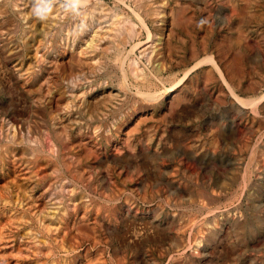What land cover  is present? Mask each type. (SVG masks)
Instances as JSON below:
<instances>
[{
    "label": "rangeland",
    "instance_id": "rangeland-1",
    "mask_svg": "<svg viewBox=\"0 0 264 264\" xmlns=\"http://www.w3.org/2000/svg\"><path fill=\"white\" fill-rule=\"evenodd\" d=\"M72 1L0 0V264H264V0Z\"/></svg>",
    "mask_w": 264,
    "mask_h": 264
},
{
    "label": "bare ground",
    "instance_id": "bare-ground-1",
    "mask_svg": "<svg viewBox=\"0 0 264 264\" xmlns=\"http://www.w3.org/2000/svg\"><path fill=\"white\" fill-rule=\"evenodd\" d=\"M74 1V0H73ZM72 1V2H73ZM77 1V0H76ZM75 1V2H76ZM80 1V0H79ZM91 1V0H90ZM121 1V0H120ZM123 1V0H122ZM79 3V2H78ZM122 3V2H121ZM125 3H127V2H125ZM63 4V3H62ZM84 4V3H83ZM86 4V3H85ZM127 5V4H126ZM79 6V5H78ZM80 6H82V5H80ZM86 7V6H85ZM131 7V6H130ZM167 7V6H166ZM128 8V7H127ZM96 9V8H95ZM131 9H132V7H131ZM97 10H98V8H97ZM100 10V9H99ZM138 10V9H137ZM31 11V10H30ZM70 11V10H69ZM131 11V10H130ZM123 12H125V11H123ZM185 12H187V11H185ZM184 12V13H185ZM77 13V12H76ZM75 13V14H76ZM138 13V12H137ZM88 14V13H87ZM91 14V13H90ZM135 14V13H134ZM16 15V14H15ZM230 15V14H229ZM244 15V14H243ZM3 16V15H2ZM47 16V15H46ZM48 16H50V15H48ZM53 17H55L54 15H52ZM75 16V15H74ZM84 16V15H83ZM135 16H137V15H135ZM139 16V15H138ZM140 17V16H139ZM139 17H138V19H139ZM244 17V16H243ZM44 18V17H43ZM84 18V17H83ZM77 19V18H76ZM82 19V18H81ZM87 19V18H86ZM140 19H142V17L140 18ZM139 19V20H140ZM258 19V18H257ZM47 20V19H46ZM143 20V19H142ZM142 20H140V22L142 21ZM235 20V19H234ZM148 21V20H147ZM192 21V20H191ZM243 21V20H242ZM44 22V21H43ZM47 22V21H46ZM78 22V21H77ZM88 22V21H87ZM133 22V21H132ZM143 22V21H142ZM229 22V21H228ZM238 23V22H237ZM44 24V23H43ZM82 24V23H81ZM227 24V23H226ZM30 25V24H29ZM38 25V24H37ZM139 25H140V23H139ZM142 25H145L144 23H142ZM176 25V24H175ZM185 25V24H184ZM224 26V25H223ZM188 27V26H187ZM142 28V27H141ZM143 29V28H142ZM149 29V28H148ZM227 29V28H226ZM256 29V28H255ZM146 30H147V28H146ZM145 30V31H146ZM248 30H250V29H248ZM65 31V30H64ZM92 31V30H91ZM144 31V30H143ZM225 31V30H224ZM3 32V31H2ZM1 32V33H2ZM149 32V31H148ZM231 32V31H230ZM85 33V32H84ZM144 33V32H143ZM252 33V32H251ZM5 34V33H4ZM145 34V33H144ZM150 34V33H149ZM155 35V34H154ZM147 36V34H145V38H147L146 37ZM87 37V36H86ZM69 38V37H68ZM101 38V37H100ZM141 38V37H140ZM141 40V39H140ZM171 40V39H170ZM196 40V39H195ZM194 40V41H195ZM20 41H21V39H20ZM36 41V40H35ZM70 41V40H69ZM74 41V40H73ZM75 41H76V39H75ZM138 41V40H137ZM142 41H144V40H142ZM48 42V41H47ZM79 42V41H78ZM93 42V41H92ZM152 42V41H151ZM33 43V42H32ZM75 43H77V42H75ZM139 42H137V44H138ZM234 44V43H233ZM98 46V45H97ZM127 46V45H126ZM137 46V45H136ZM239 46H241V45H239ZM32 47V46H31ZM39 47V46H38ZM37 47V48H38ZM96 47V46H95ZM222 47V46H221ZM245 47V46H244ZM30 48V47H29ZM102 48V47H101ZM101 48H100V50H101ZM128 48H129V46H128ZM225 48H226V46H225ZM95 49V48H94ZM31 50H32V48H31ZM86 50V49H85ZM89 50V49H88ZM197 50V49H196ZM102 51V50H101ZM136 51V50H135ZM144 51V50H143ZM198 51V50H197ZM8 52V51H7ZM126 52V51H125ZM145 52V51H144ZM43 53V52H42ZM87 53V52H86ZM150 53V52H149ZM216 53V52H215ZM229 53V52H228ZM239 54H240V52H238ZM208 54V53H207ZM237 54V53H236ZM49 55V54H48ZM125 55V54H124ZM37 56V55H36ZM43 56H44V54H43ZM55 56V55H54ZM188 56V55H187ZM227 56V55H226ZM48 57V56H47ZM146 57V56H145ZM217 57V56H216ZM215 57V58H216ZM102 58V57H101ZM185 58V57H184ZM203 58V57H202ZM215 58L213 59V57L212 56H207V57H205L204 59H202V60H200V63H202V62H205V61H208V62H211V63H213V65H215L217 68H218V66L216 65V61H214L215 60ZM229 58V57H228ZM34 59H36V58H34ZM45 59V58H44ZM103 59V58H102ZM200 59V58H199ZM37 60V59H36ZM38 60H39V58H38ZM140 60V59H139ZM199 61V60H198ZM198 61H196V62H198ZM225 61V60H224ZM243 61V60H242ZM38 62V61H37ZM41 62V61H40ZM39 62V63H40ZM142 62V61H141ZM220 62V61H219ZM44 63H45V61H44ZM51 63H53L52 61H51ZM199 63V62H198ZM100 64V63H99ZM43 65V64H42ZM134 65H136V64H134ZM29 66V65H28ZM50 66V65H49ZM194 66V65H193ZM197 66V65H196ZM17 67H20V66H17ZM30 68V67H29ZM58 68V67H57ZM138 68V67H137ZM147 68V67H146ZM188 68V67H187ZM194 68V67H193ZM22 69V68H21ZM119 69V68H118ZM148 69V68H147ZM189 70V69H188ZM216 70V69H215ZM33 71V70H32ZM32 71H31V73H32ZM46 71V70H45ZM50 71V70H49ZM185 71H186V69H185ZM217 71V70H216ZM184 72V71H183ZM182 72V73H183ZM187 72V71H186ZM186 72H184L183 74H185ZM207 72V71H206ZM217 72H219V76L222 74V72H220V69L218 68V71ZM226 72V71H225ZM44 73V72H43ZM58 73V72H57ZM78 73V72H77ZM122 73V72H121ZM221 73V74H220ZM20 74H22V73H20ZM30 74V73H29ZM41 74H42V72H41ZM183 74H182V76H183ZM248 74V73H247ZM27 75H28V73H27ZM32 75V74H31ZM38 75V74H37ZM40 75V74H39ZM57 75V74H56ZM80 75V74H79ZM34 76V75H33ZM48 76V75H47ZM73 76V75H72ZM181 76V77H182ZM221 76H223V75H221ZM221 76H220V78H221ZM22 77H24V76H22ZM40 77V76H39ZM83 77V76H82ZM186 77V76H185ZM184 77V78H185ZM242 77V76H241ZM34 78V77H33ZM37 78V77H36ZM69 78V77H68ZM183 78V79H184ZM223 78V77H222ZM221 78V79H222ZM30 79V78H29ZM57 79V78H56ZM71 79V78H70ZM224 79V78H223ZM222 79V80H223ZM31 80V79H30ZM42 80V79H41ZM91 80V79H90ZM226 80V79H225ZM225 80H224V83H225ZM34 81H35V79H34ZM177 80H175V82H176ZM240 81V80H239ZM73 82V81H72ZM90 82V81H89ZM181 82V81H180ZM174 83V82H173ZM42 84V83H41ZM45 84V83H44ZM47 84H48V82H47ZM74 84V83H73ZM72 84V86H74ZM77 84V83H76ZM75 84V85H76ZM97 84V83H96ZM226 84V83H225ZM33 85V84H32ZM38 85V84H37ZM49 85V84H48ZM47 85V86H48ZM56 85V84H55ZM79 85V84H78ZM174 85V84H173ZM226 85H228V84H226ZM42 86V85H41ZM53 86V85H52ZM84 86V85H83ZM82 86V87H83ZM91 86V85H90ZM39 87V86H38ZM49 87V86H48ZM47 87V88H48ZM99 87V86H98ZM166 87H169V86H166ZM75 88V87H74ZM174 88V87H173ZM31 89V88H30ZM34 89H36V87L34 88ZM41 89H43V87L41 88ZM41 89H40V91H41ZM160 89V88H159ZM230 89V88H229ZM33 90V89H32ZM38 90V89H37ZM36 90V91H37ZM49 90V89H48ZM47 90V91H48ZM82 90V89H81ZM132 90V89H131ZM181 90V89H180ZM39 91V90H38ZM79 91V90H78ZM88 91V90H87ZM230 91H231V93L233 94V97H234V99H235V101L239 104V105H246V104H248V105H256V103H257V101H259L260 99H263L264 98V93L260 96V97H258V98H255V97H253V98H244V97H241L239 94H236L234 91H232L231 89H230ZM31 92V91H30ZM82 92V91H81ZM95 92V91H94ZM37 93V92H36ZM41 93V92H40ZM101 93V92H100ZM249 93V92H248ZM30 94V93H29ZM40 95V94H39ZM44 94H42L41 95V97L43 96ZM180 95V94H179ZM256 95V94H255ZM40 97V98H41ZM39 98V97H38ZM39 98V99H40ZM42 98H45V97H42ZM86 98V97H85ZM37 99V98H36ZM54 99V98H53ZM56 99V98H55ZM54 99V100H55ZM70 99V98H69ZM91 99H92V97H91ZM71 100V99H70ZM90 100V99H89ZM98 100V99H97ZM108 100V99H107ZM41 101H42V99H41ZM40 101V102H41ZM76 101V100H75ZM113 101V100H112ZM36 102H37V100H36ZM72 103H73V101H71ZM39 103V102H38ZM43 103V102H42ZM65 103V102H64ZM91 103V102H90ZM93 103H94V101H93ZM166 103H167V101H166ZM74 104H75V102H74ZM88 104V103H87ZM112 104V103H111ZM106 105V104H105ZM47 106V105H46ZM90 106H92V105H90ZM108 106V105H107ZM51 107H53V105L51 106ZM263 107V106H262ZM122 108V107H121ZM134 108V107H133ZM255 108H256V106H255ZM59 109V108H58ZM79 109V108H78ZM85 109H87V105H86V108ZM257 110V109H256ZM7 111V110H6ZM48 111V110H47ZM83 111V110H82ZM254 112V111H253ZM6 113V112H5ZM255 113H256V111H255ZM2 114V113H1ZM262 114V113H261ZM263 114H264V112H263ZM104 115V114H103ZM134 115V114H133ZM136 117V116H135ZM2 118V117H1ZM5 121V120H4ZM1 122V121H0ZM3 122V121H2ZM9 122V121H8ZM4 123H6V122H4ZM10 123V122H9ZM2 123H0V125H1ZM62 125V124H61ZM6 126V125H5ZM8 126V125H7ZM11 127V126H10ZM1 128H2V125H1ZM61 128V127H60ZM1 130V129H0ZM11 131V130H10ZM13 133V132H12ZM20 138V137H19ZM13 146V145H12ZM71 148V147H70ZM24 151H25V149H24ZM9 152V151H8ZM26 154H27V152H26ZM7 157V156H6ZM17 157V156H16ZM14 158V157H13ZM2 159V158H1ZM3 161V160H2ZM1 161V162H2ZM57 161V160H56ZM4 162H5V160H4ZM6 162H7V160H6ZM48 163V162H47ZM47 163H45V164H47ZM2 165V164H1ZM1 167V166H0ZM41 174V173H40ZM38 178V177H37ZM41 180H42V178H41ZM46 180V179H45ZM36 181H38V180H36ZM50 183H51V181H50ZM41 184V183H40ZM52 184V183H51ZM43 185V184H42ZM51 186V185H50ZM61 187V186H60ZM25 191V190H24ZM26 192V191H25ZM48 193V192H47ZM45 194V193H44ZM33 195V194H32ZM41 198V197H40ZM38 200V199H37ZM41 200V199H40ZM76 200V199H75ZM79 200V199H78ZM112 200V199H111ZM12 202V201H11ZM77 202V201H76ZM16 203V202H15ZM81 206V205H80ZM77 207V206H76ZM82 207V206H81ZM35 208V207H34ZM42 209V208H41ZM48 209V208H47ZM46 209V210H47ZM78 210V209H77ZM38 211V210H37ZM36 211V212H37ZM40 211V210H39ZM49 211V210H48ZM77 212V211H76ZM78 213V212H77ZM49 214V213H48ZM54 214V213H53ZM52 216V215H51ZM39 217V216H38ZM63 217V216H62ZM52 218V217H51ZM50 220V219H49ZM63 223V222H62ZM54 225V224H53ZM62 225V224H61ZM46 234V233H45ZM38 246V245H37ZM19 258V257H18Z\"/></svg>",
    "mask_w": 264,
    "mask_h": 264
},
{
    "label": "clouds",
    "instance_id": "clouds-1",
    "mask_svg": "<svg viewBox=\"0 0 264 264\" xmlns=\"http://www.w3.org/2000/svg\"><path fill=\"white\" fill-rule=\"evenodd\" d=\"M50 10H51V9H50V7H49L48 5L41 6V4L38 3L37 6H35V7L33 8V13H34L36 16H38V17H40V18H43V14H44L45 12H47V11H50Z\"/></svg>",
    "mask_w": 264,
    "mask_h": 264
}]
</instances>
